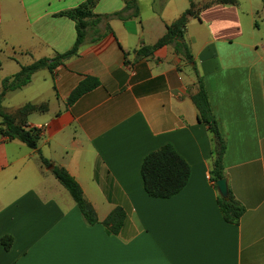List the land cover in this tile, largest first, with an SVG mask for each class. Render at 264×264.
Returning <instances> with one entry per match:
<instances>
[{"label":"crops","instance_id":"crops-1","mask_svg":"<svg viewBox=\"0 0 264 264\" xmlns=\"http://www.w3.org/2000/svg\"><path fill=\"white\" fill-rule=\"evenodd\" d=\"M88 0H0V92L23 66L69 51L76 24L65 14ZM139 17L89 31L76 56L36 72L7 92L4 112L41 130L38 151L81 186L99 223L88 225L37 150L0 134V264H264V45L254 40L264 0H137ZM124 0H96L109 15ZM185 41L226 143L228 188L244 207L227 223L210 179L212 137L192 97L197 77L172 45L139 56L187 10ZM246 24V27L245 25ZM88 78L99 86L68 106ZM31 105L34 110L22 114ZM0 118V128H4ZM166 144L190 165L187 186L170 199L149 197L141 167ZM126 213L120 233L103 221Z\"/></svg>","mask_w":264,"mask_h":264},{"label":"trees","instance_id":"trees-1","mask_svg":"<svg viewBox=\"0 0 264 264\" xmlns=\"http://www.w3.org/2000/svg\"><path fill=\"white\" fill-rule=\"evenodd\" d=\"M96 0H88L79 8L72 10L65 15L76 24V41L73 47L63 53L57 54L52 59H42L31 65L23 66L19 73L11 78H6L2 82V90L0 92V118L4 128H0V134L10 140H17L27 145L29 148L38 151L39 141L41 139V130L38 128H29L28 126L19 125L14 118L6 114L2 108V100L7 92L16 91L27 86L32 76L42 69L53 71L56 66H59L73 56H76L80 47L86 42L89 31H93L95 37H92V42H96L103 37L100 33V25L103 22L112 20L126 21L132 18H138L139 7L137 0H124L125 7L121 11H116L109 15H94L89 8L93 6ZM191 8H194V0H189ZM194 11L187 10L183 17L174 25L166 27V34L155 47L141 49L138 52L139 56L151 54L156 48L166 45H172L175 52L189 65L195 72L198 83V93L191 99L198 111V121L204 124L212 137V164L210 170V179L215 185L219 180L226 178L224 171L223 158L226 152V143L223 139L218 123L213 115L209 102L208 93L206 91L203 79L196 70L191 50L186 43L185 33L188 23V17L192 16ZM99 86L96 79L88 78L81 82L77 88L71 93L68 99V106L75 104L83 95L94 90ZM34 110L31 105L26 106L22 110V114ZM39 159L45 169L50 168L51 174L57 179L62 187L69 193L76 207L83 215L85 222L90 225L99 223L97 213L94 207L87 201L83 190L78 182L64 168L53 166L40 151H38ZM191 175L190 165L184 158L172 147L171 144H166L157 151L151 152L142 163L141 176L146 194L155 199H170L184 190L189 182ZM218 206L223 215L224 220L230 224H238L240 217L245 213L244 207L235 199L229 190V196L222 198L218 196ZM126 221V213L122 208L114 209L109 216L103 221V226L111 234H119ZM11 236L1 238V245L6 251H9L13 244Z\"/></svg>","mask_w":264,"mask_h":264},{"label":"rangeland","instance_id":"rangeland-1","mask_svg":"<svg viewBox=\"0 0 264 264\" xmlns=\"http://www.w3.org/2000/svg\"><path fill=\"white\" fill-rule=\"evenodd\" d=\"M246 27V24H244ZM249 28L254 32V40L257 42L259 46L264 45V13L260 11L254 19V27L251 28L249 24ZM69 195V193L67 192ZM70 196V195H69ZM71 198V196H70Z\"/></svg>","mask_w":264,"mask_h":264},{"label":"water","instance_id":"water-1","mask_svg":"<svg viewBox=\"0 0 264 264\" xmlns=\"http://www.w3.org/2000/svg\"><path fill=\"white\" fill-rule=\"evenodd\" d=\"M215 186L222 198H227L229 196V186L226 178L217 181Z\"/></svg>","mask_w":264,"mask_h":264}]
</instances>
